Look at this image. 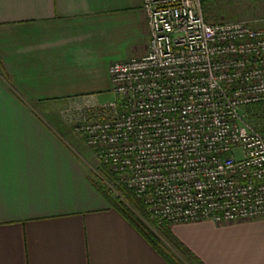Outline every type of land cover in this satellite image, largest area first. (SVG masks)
<instances>
[{
  "label": "crops",
  "instance_id": "obj_1",
  "mask_svg": "<svg viewBox=\"0 0 264 264\" xmlns=\"http://www.w3.org/2000/svg\"><path fill=\"white\" fill-rule=\"evenodd\" d=\"M149 42L142 0H0V264H170L66 137V109L112 92L111 63ZM203 222L171 229L205 264H264V220L204 223L223 232L208 248Z\"/></svg>",
  "mask_w": 264,
  "mask_h": 264
},
{
  "label": "built area",
  "instance_id": "obj_2",
  "mask_svg": "<svg viewBox=\"0 0 264 264\" xmlns=\"http://www.w3.org/2000/svg\"><path fill=\"white\" fill-rule=\"evenodd\" d=\"M142 8L148 52L111 63L114 101L66 110L74 132L152 221L264 218V132L244 113L264 102V24L209 21L202 0Z\"/></svg>",
  "mask_w": 264,
  "mask_h": 264
},
{
  "label": "trees",
  "instance_id": "obj_3",
  "mask_svg": "<svg viewBox=\"0 0 264 264\" xmlns=\"http://www.w3.org/2000/svg\"><path fill=\"white\" fill-rule=\"evenodd\" d=\"M208 0H203L206 5ZM247 121L257 130L264 132V102L250 104L244 107ZM250 120V121H249ZM253 122V124H252ZM105 170V178L115 184L116 190L122 197H112L108 191L98 183L99 190L105 194L112 206L118 210L138 232L156 249L170 264H205L187 245L173 232L171 225L152 221L143 201L138 199L134 192L117 182L118 177L106 165L101 163ZM166 241L168 245L164 243ZM187 262H184V260Z\"/></svg>",
  "mask_w": 264,
  "mask_h": 264
},
{
  "label": "rangeland",
  "instance_id": "obj_4",
  "mask_svg": "<svg viewBox=\"0 0 264 264\" xmlns=\"http://www.w3.org/2000/svg\"><path fill=\"white\" fill-rule=\"evenodd\" d=\"M202 6L206 18L212 22L243 20L248 21L256 26L264 24V22H262L264 19V0H208L206 5L203 4L202 0ZM115 99L116 96L113 91H109L101 97L94 98L93 96L89 97L88 100L97 102L99 105H104L114 101ZM64 108L65 107H62L60 111H62ZM56 116L61 118L64 116V114H56ZM62 121H67L65 116L62 118ZM66 137L74 145L76 151L86 161V167L90 177H92L99 185L103 186L112 197L119 196L123 198L122 195L116 190L115 184L109 182L105 178L104 175H106V173L103 169V166L101 165V162L99 161L93 149L85 143L84 139L75 133H70L69 135L66 134ZM258 219L264 220V218ZM209 221L213 222V220L208 219L206 222H203L198 226L202 228L197 227L196 231L193 232V235H195L198 239V243L205 244L207 248L212 247L214 243H223V232L211 230L210 228H204V226H207V224L204 225V223H208ZM164 243L169 246L166 241H164ZM184 262L187 261L184 260Z\"/></svg>",
  "mask_w": 264,
  "mask_h": 264
}]
</instances>
